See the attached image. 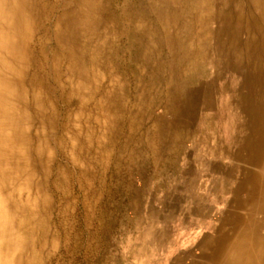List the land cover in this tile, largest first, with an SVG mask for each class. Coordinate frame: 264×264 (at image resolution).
<instances>
[{
	"label": "rangeland",
	"instance_id": "obj_1",
	"mask_svg": "<svg viewBox=\"0 0 264 264\" xmlns=\"http://www.w3.org/2000/svg\"><path fill=\"white\" fill-rule=\"evenodd\" d=\"M140 2L103 0L114 16L98 70L106 97L79 119V163L51 143L49 166L35 167L23 196L36 212L14 228L30 250L18 248L16 264L26 254L38 264H211L208 244L256 187L264 22L248 15L252 0H172L170 39Z\"/></svg>",
	"mask_w": 264,
	"mask_h": 264
},
{
	"label": "bare ground",
	"instance_id": "obj_2",
	"mask_svg": "<svg viewBox=\"0 0 264 264\" xmlns=\"http://www.w3.org/2000/svg\"><path fill=\"white\" fill-rule=\"evenodd\" d=\"M171 1L140 2V15L151 12L168 39L174 32ZM248 15L255 23L264 22V0H252ZM113 17L103 0H0V264H16L18 248L30 250L31 242L22 247L14 228L22 211L36 212L34 202L23 194L36 185L35 167L44 171L49 166L51 143L79 163V119L88 103L100 110L106 97L99 91L98 70L109 63ZM125 17L131 21L133 15L125 12ZM138 32L142 44L137 55L144 60L146 27L139 26ZM261 149L256 187L231 220L226 237H214L208 244L211 264H264V140ZM44 241L43 234L37 237L38 244ZM26 255L25 264H38Z\"/></svg>",
	"mask_w": 264,
	"mask_h": 264
}]
</instances>
